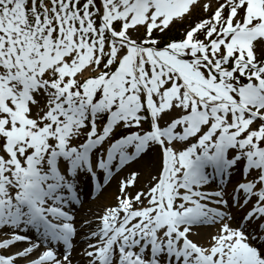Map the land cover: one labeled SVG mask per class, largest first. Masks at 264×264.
Segmentation results:
<instances>
[{
  "label": "snow or ice",
  "instance_id": "6c2138e0",
  "mask_svg": "<svg viewBox=\"0 0 264 264\" xmlns=\"http://www.w3.org/2000/svg\"><path fill=\"white\" fill-rule=\"evenodd\" d=\"M85 177L117 192L78 222ZM0 236V264H264V0H0Z\"/></svg>",
  "mask_w": 264,
  "mask_h": 264
},
{
  "label": "bare ground",
  "instance_id": "6f19581e",
  "mask_svg": "<svg viewBox=\"0 0 264 264\" xmlns=\"http://www.w3.org/2000/svg\"><path fill=\"white\" fill-rule=\"evenodd\" d=\"M135 167L137 169H142L143 165L138 164V165H135ZM82 182H87V180L83 179ZM143 183H144V181L141 180V186L143 185ZM84 186H86L85 183H84ZM116 192H117V182L112 181L108 185V187H106L105 192H104V196L101 197L99 200L90 198L88 195V191L86 194H83L82 198L85 199L87 201V203H85L84 207H82L80 209L81 215L77 216L78 222L84 221L86 219H94V217L92 216V212H95L98 209H102L103 205H105V204L115 203ZM94 194L95 193H93V195ZM213 230L214 229H212L210 227L201 228L199 230V232H200L199 236L194 237V239H197L198 241L203 242L208 238V233L213 231ZM77 253L78 252L75 251L74 256H76V258L79 260L81 258L77 255Z\"/></svg>",
  "mask_w": 264,
  "mask_h": 264
},
{
  "label": "rangeland",
  "instance_id": "374dc122",
  "mask_svg": "<svg viewBox=\"0 0 264 264\" xmlns=\"http://www.w3.org/2000/svg\"><path fill=\"white\" fill-rule=\"evenodd\" d=\"M183 31L182 26H177V28L173 29L172 32H170L165 39H169V38H179L181 33Z\"/></svg>",
  "mask_w": 264,
  "mask_h": 264
}]
</instances>
